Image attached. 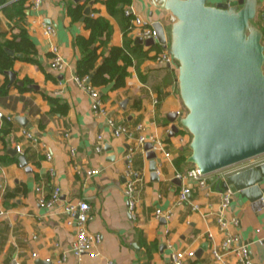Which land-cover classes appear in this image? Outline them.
Wrapping results in <instances>:
<instances>
[{
	"label": "crops",
	"instance_id": "obj_1",
	"mask_svg": "<svg viewBox=\"0 0 264 264\" xmlns=\"http://www.w3.org/2000/svg\"><path fill=\"white\" fill-rule=\"evenodd\" d=\"M84 1L46 0L40 8L33 9L28 0L23 17L14 14L11 6L0 5V34L9 38L11 34L24 33L37 46L43 67L15 56L10 70L15 72L16 80L10 86L9 76L0 72V86L6 84L7 89V95L0 96V127L3 116L13 123L6 141L0 138V264H41L40 260L49 264H104L107 259L115 264H174L172 254L184 250H195V257L187 258L185 264H240L233 251L222 248L225 233L219 227L217 214L227 191L218 190L210 179L211 189L207 193L195 180L178 177L191 166L183 164L178 168L176 159L181 155L189 158L192 153V134L180 124L182 116L178 115L175 121L170 119L171 113H186L178 92L180 63H159L156 57L161 52L156 46L162 44L158 40L151 45L136 41L139 36L132 24L133 45L142 47L131 53L125 86L113 87L106 94L102 93L104 87L98 88L106 112H95L90 93L75 81L81 52L74 40L87 32L83 20L72 22L66 11L68 3ZM257 4L258 25L264 13V0ZM87 6H91L89 15L106 17L113 24L111 41L108 47L101 48L103 53L107 55L110 46L123 47V17L111 15L104 0L91 1ZM127 8L152 23L161 22L170 46L177 21L164 8L163 0H131ZM44 23L55 27V35L45 34ZM51 44H57L65 58L62 71L50 65ZM46 95L59 98L62 103L56 107L62 111L53 109ZM16 115L25 116L27 124L16 122ZM109 118L132 130L143 124L145 135L162 140L168 155L156 151L157 177H152L145 149L150 141L141 145V133L137 130L132 137L115 136ZM174 123L180 129L171 136ZM23 128L37 135L38 141H27L21 133ZM99 136L102 151L96 149ZM16 144L23 148L19 155L25 156L26 167L11 154ZM260 161H264V155L215 175L223 178L220 175ZM129 167L132 175L128 174ZM91 170L97 172L88 174ZM129 177L136 186V208L132 212L125 194ZM184 185L191 189L189 200L179 204L178 194ZM56 188L61 190L60 202L53 209L42 207L39 200L49 198ZM82 200L90 205L88 229L103 238L97 256H77L72 252L76 230L68 223L63 209L70 202ZM195 205L199 208L194 209ZM157 209L169 216H156ZM226 214L240 221L237 227H230L231 234L249 245L256 263L264 264V207L254 209L249 201L239 204L234 197ZM215 249L224 253L222 260L214 257Z\"/></svg>",
	"mask_w": 264,
	"mask_h": 264
},
{
	"label": "water",
	"instance_id": "obj_2",
	"mask_svg": "<svg viewBox=\"0 0 264 264\" xmlns=\"http://www.w3.org/2000/svg\"><path fill=\"white\" fill-rule=\"evenodd\" d=\"M163 1L164 8L177 21L170 46L163 24L153 22V27L158 42L170 48L180 63L178 92L187 108L180 124L192 134L188 161L211 175L218 190L230 191L239 204L247 200L254 209L262 208L264 161L223 178L215 175L264 155V43L263 32L253 22L258 0ZM90 13L91 6H87L85 14ZM136 41L147 45L155 42L140 36ZM5 50L11 56L23 55L6 47ZM3 72L9 76L10 86L16 74L12 70ZM114 86L113 81L102 93H108ZM177 116L176 112L171 113L170 119L175 121ZM13 118L22 126L27 124L25 116ZM179 129L174 123L170 135ZM145 145L152 177H157V152L151 142ZM11 154L26 167L25 156L19 155L15 148H11ZM201 252L198 251V256Z\"/></svg>",
	"mask_w": 264,
	"mask_h": 264
},
{
	"label": "built area",
	"instance_id": "obj_3",
	"mask_svg": "<svg viewBox=\"0 0 264 264\" xmlns=\"http://www.w3.org/2000/svg\"><path fill=\"white\" fill-rule=\"evenodd\" d=\"M46 0H30V6L33 9L40 8ZM127 15H133L132 27L136 35L142 37L143 39H154L158 40L157 31L153 27V23L145 19L139 14H136L131 8L126 9ZM44 32L48 36L55 35V27L52 24L44 23ZM51 52L52 58L50 65L53 69L57 71H62L66 67V61L64 56L61 54L60 48L57 44H51ZM156 60L162 64H172L176 61L175 57L168 50V48L164 49L161 53H159L156 57ZM90 77L86 76L84 78H80L78 76L75 77V81L84 87L91 95L93 102L92 108L95 112L105 113V109L101 100V92L98 88L92 86L89 82ZM186 113L178 112V115L185 116ZM2 113L0 112V117ZM109 124L113 127L115 136L127 135L132 137L134 135L135 130L140 131L141 135L139 136L138 142L143 145L145 142L150 141L153 144V149L155 151L168 153L164 149V143L162 140L158 139L156 136H147L144 134V125L138 124L134 130L128 128L126 125L117 124L115 120L109 118ZM23 137L32 143L38 141L37 135H34L31 131L26 128L21 130ZM15 150L18 154L23 153V148L20 144H16ZM103 142L102 136H99V142L96 146L97 151L103 150ZM71 153L75 154V149L71 148ZM48 158H51V154H47ZM97 170L88 171V174H95ZM237 172V171H235ZM233 173L227 172L226 174L220 175V177H225L226 175ZM129 175H132V172L128 171ZM178 177L182 178H191L195 180L199 187L203 189L205 192L209 193L211 189L210 177L211 175L204 174L197 166L190 169L186 174H178ZM219 177V176H218ZM191 189L188 185H184L178 194V203H185L189 200ZM136 186L135 180L129 177L125 187V194L129 199V210L132 212L136 208ZM61 197V190L56 188L52 195L45 199L44 197L39 200V203L42 207L47 209H53L59 202ZM233 194L230 191H227L223 194L222 201L220 204V211L218 212V224L221 229L225 233V238L222 242V248L226 251H233L240 264H259L256 263L251 255L250 247L248 244H243L240 241V238L236 234H231L229 231L230 227H237L240 223L239 219L236 217L228 218L226 212L230 209L231 203L233 201ZM264 199V198H263ZM194 209H198L199 206L195 205ZM64 212L68 214L67 221L70 225L75 227L76 230V238L73 242L72 252L77 255H85L88 254L90 256L99 255L97 251V247L102 242V235L100 233H93L88 229V223L91 219L90 214V205L87 201L82 200L77 203H68L64 206ZM167 215L161 209L156 210V216ZM213 255L217 260H222L224 258V253H221L219 250H214ZM195 250H184L177 251L172 254V260L174 264H185L187 258H194ZM104 264H115L114 260L107 259Z\"/></svg>",
	"mask_w": 264,
	"mask_h": 264
},
{
	"label": "trees",
	"instance_id": "obj_4",
	"mask_svg": "<svg viewBox=\"0 0 264 264\" xmlns=\"http://www.w3.org/2000/svg\"><path fill=\"white\" fill-rule=\"evenodd\" d=\"M26 1L28 0H0V5H3V8L11 6L14 8V14L23 17L25 14L24 10L26 9ZM91 1L98 3L100 0H85L83 3L76 4L68 3L66 7L67 14L72 22L83 20L84 30L87 32V34L77 35L74 40V45L81 52V57L77 62V76L80 78L90 77V84L97 88L106 87L114 81V89H118L125 86L126 78L129 76L128 68L132 64L131 53L142 47L140 45H133V39L131 37L133 16L126 14V8L130 6L131 0H104V4L111 15L123 17L124 26V46H110L107 55L103 53L101 48L109 46L114 27L112 22L106 17L84 15V9ZM122 4L124 5L123 8L120 7ZM257 26L263 32L264 43V13ZM5 47L12 49L15 53H22L23 56L20 59L42 67L38 59L37 46L24 33L11 34L9 38H5L0 34V72L10 70L14 59H16L15 56H10L7 53ZM156 47L159 50L158 52L164 50L162 45ZM102 56H104L103 60L99 63ZM47 76L50 77L48 74ZM20 89H23V87H20ZM6 95V84H3L0 86V96ZM46 97L52 104L53 109H58L56 106L62 103L59 98L50 95H46ZM58 110L62 111L61 109ZM12 129L13 123L11 120L3 116L0 127V138L3 142L6 141V137ZM183 164L190 165V169L195 167V164L189 162L188 157L185 155H181L176 159L178 168H182Z\"/></svg>",
	"mask_w": 264,
	"mask_h": 264
},
{
	"label": "rangeland",
	"instance_id": "obj_5",
	"mask_svg": "<svg viewBox=\"0 0 264 264\" xmlns=\"http://www.w3.org/2000/svg\"><path fill=\"white\" fill-rule=\"evenodd\" d=\"M253 22H254L255 25H257V23H256V19H255ZM183 110H184L185 112H187V108H186L185 106H183Z\"/></svg>",
	"mask_w": 264,
	"mask_h": 264
}]
</instances>
